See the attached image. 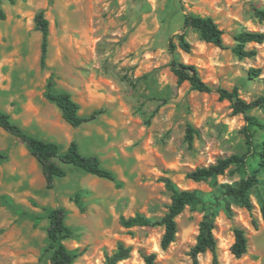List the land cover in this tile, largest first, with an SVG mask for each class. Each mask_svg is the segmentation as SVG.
<instances>
[{"label": "rangeland", "instance_id": "1", "mask_svg": "<svg viewBox=\"0 0 264 264\" xmlns=\"http://www.w3.org/2000/svg\"><path fill=\"white\" fill-rule=\"evenodd\" d=\"M255 9H264V0H0V109L37 138L57 143L61 153L75 140L82 154L98 156L120 184L64 166L66 176L48 189L24 144L0 129V264H50L44 251L47 210L56 207L67 211L72 235L64 245L77 255L74 264H102L118 242L132 249L119 264H145L143 255L151 253L155 264H193L190 250L205 211L186 207L165 250L163 227L127 229L121 218L163 216L171 202L166 178L210 198L240 179L229 171L205 182L186 177L218 158L244 154L246 122L216 92L177 83L168 43L176 45L177 60L193 65L214 90L236 89L252 102L264 92V43L246 46L257 51L251 58L239 59L232 47L240 31L264 33ZM39 11L48 22L45 68L34 25ZM186 13L211 17L223 32V48L204 42L194 29L184 30ZM179 37L188 52L179 47ZM251 69L259 70L258 78H249ZM49 78L56 90L70 93L81 116L94 119L78 128L64 122L44 96ZM248 114L264 122V108ZM253 134L256 142L262 139L259 130ZM254 193L250 212L233 200L231 215L219 208L213 230L218 264H264V223ZM235 228L248 239L241 258L230 253ZM198 264H212V254H200Z\"/></svg>", "mask_w": 264, "mask_h": 264}, {"label": "trees", "instance_id": "2", "mask_svg": "<svg viewBox=\"0 0 264 264\" xmlns=\"http://www.w3.org/2000/svg\"><path fill=\"white\" fill-rule=\"evenodd\" d=\"M255 16L264 21V9H255ZM0 17L2 15L0 14ZM35 29L41 33L40 45V67H46L47 47H48V22L44 18L43 12L39 11L34 17ZM184 30L194 29L200 38L219 48H223L222 30L211 17H201L186 13L183 17ZM234 46L232 52L239 59L255 57V48L246 49L249 44L261 45L264 43V33L258 31H240L233 36ZM179 47L185 52L189 51V45L183 37H179ZM168 51L171 55L169 69L175 76L177 83H188L190 89L199 93L216 92L220 100L230 103L233 114H242L246 126L244 127V137L246 152L238 155L233 154L228 157L218 158L215 163L206 167H198L186 174V177L194 182H205L209 179L224 175L227 171L230 174L238 173L240 179L233 184H225L220 187V196L213 198L205 197L198 190H181L169 179H164L165 187L170 192V204L167 211L158 220L147 218L141 214H135L128 218H121L124 228L161 226L163 235L160 240L161 249L165 250L175 241L177 234L176 218L186 207L199 208L205 211L198 225V234L195 244L190 250L193 264H198V256L206 252L212 254V264L217 262V242L213 235L215 216L223 206L228 215H231L229 200L235 201L240 207L247 211H252L251 201L252 191L255 190V198L259 206L261 219L264 223V179L260 178L264 174V122L248 113L255 109L264 108V92L252 102L241 99L236 89L231 91L217 88L214 90L206 84L200 77L197 69L193 65H187L177 60L176 45L170 40ZM259 70L251 69L249 78H258ZM264 87V77L261 78ZM47 101L53 103L60 111L61 117L69 126L78 128L84 123L94 119V116L85 118L80 115L79 104L75 102L70 93L55 89V82L49 78L44 94ZM0 129L9 135L20 140L30 155L36 160L41 168L43 178L48 189L54 188V180L66 176L64 166L75 167L82 172L94 177L105 179L120 186L114 172L104 168L98 156L84 155L80 151L79 144L72 140L66 150L61 153L60 146L55 142L44 141L27 132L20 125L15 123L10 115L0 109ZM253 130L263 133L262 139L256 142ZM192 129L188 128L187 139L192 140ZM75 203L80 207L78 197ZM47 241L48 246L44 250L50 254V264H74L76 254L70 252L64 245V241L72 235L70 227L66 225L67 211L63 207L50 208L47 210ZM256 228V221H252ZM234 241L230 247V253L235 258H241L247 252L248 239L246 233L241 228L233 230ZM131 247L123 242H118L116 249L110 255H105L102 264H119V262L130 257ZM155 254L143 255L145 264H155Z\"/></svg>", "mask_w": 264, "mask_h": 264}]
</instances>
